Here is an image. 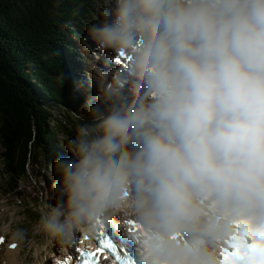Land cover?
<instances>
[{
  "label": "clouds",
  "instance_id": "obj_1",
  "mask_svg": "<svg viewBox=\"0 0 264 264\" xmlns=\"http://www.w3.org/2000/svg\"><path fill=\"white\" fill-rule=\"evenodd\" d=\"M99 16L80 43L131 59L55 134L68 155L53 150L36 229L68 245L119 220L131 264H228L242 232L264 233V0H110Z\"/></svg>",
  "mask_w": 264,
  "mask_h": 264
},
{
  "label": "trees",
  "instance_id": "obj_2",
  "mask_svg": "<svg viewBox=\"0 0 264 264\" xmlns=\"http://www.w3.org/2000/svg\"><path fill=\"white\" fill-rule=\"evenodd\" d=\"M84 5L83 0H0V158L11 187L27 177L28 167L32 172L36 166L41 175L39 158L57 157L55 134H66L77 123L70 109L82 115L76 105L83 97L77 90L72 94L74 75L66 65L73 49L69 24ZM32 131L39 141L37 157L27 146Z\"/></svg>",
  "mask_w": 264,
  "mask_h": 264
},
{
  "label": "rangeland",
  "instance_id": "obj_3",
  "mask_svg": "<svg viewBox=\"0 0 264 264\" xmlns=\"http://www.w3.org/2000/svg\"><path fill=\"white\" fill-rule=\"evenodd\" d=\"M83 1L86 5V9H88V8H92L93 1L95 0H83ZM108 2L109 0H96L95 10H98L99 12L100 9L102 10L103 8L108 7L107 6ZM73 18L75 20V23H74L75 27L79 28L83 26V29L85 30V27L87 26H84V25H87V23L90 22L89 19L93 18V14L91 15L90 13H86L85 9H79L75 13ZM75 27L72 26V28L76 31ZM80 45L82 44L80 43ZM56 114H57V111L54 113V116ZM39 159L41 160L42 166L44 165V171H45L44 176L47 178L49 182H52L50 180V176L48 175L47 169H46V166L49 163L47 162L43 163L42 158H39ZM2 165H3L2 159L0 158V170H1ZM36 168L37 167L34 166L32 172L29 170L30 167H28L27 169V173H30V175L23 181V186L20 189V192L22 196L24 197L31 195L30 193L31 190L35 192V188L37 189V187H39V185L41 184V181L43 183L45 182L44 179H39V176L37 175V172H36L37 170ZM33 172H35L36 175L33 174ZM6 182L8 181L5 179L0 180V220H1V224L3 225L2 229L5 226L10 225L12 228L22 227V228L29 230L30 226L27 225L26 221L21 220V214H20L22 212L21 209L24 208V206L28 205L29 201H25L22 207V205L19 203V199L14 198L15 196H14L13 191L8 190L6 186ZM35 197L36 198L39 197L38 192L35 195ZM36 224L37 222H35V226ZM2 229L0 231L3 232ZM5 250L6 249L4 248L1 251L0 255L1 257H4L5 260L10 261L12 257L11 256L9 257V255H7ZM17 252H19V249H16V252L14 254H16ZM52 252L53 253L58 252V249L56 248L54 243L46 240V238L42 234H40V232L37 230V233H35V238L33 241L26 240L23 244L20 245V252L16 254V256L14 257L15 259L14 262L15 264H24V261L28 262L29 264H39V263L48 264L51 262L52 256L54 255V254H51Z\"/></svg>",
  "mask_w": 264,
  "mask_h": 264
},
{
  "label": "bare ground",
  "instance_id": "obj_4",
  "mask_svg": "<svg viewBox=\"0 0 264 264\" xmlns=\"http://www.w3.org/2000/svg\"><path fill=\"white\" fill-rule=\"evenodd\" d=\"M93 14H94V12H93ZM95 17H96V15L94 14V18ZM97 17L100 18L99 13L97 14ZM88 50H87V52H89L88 54L90 55L89 58H88V60H90V62H88V66L90 67V69L89 68L88 69L86 68L85 77L89 79L90 76H88V75H90L91 73H94V72H98L99 71L98 68H102L105 62L106 63H109V62L105 60V58L103 56L104 54L97 53V52H95L94 49H90L89 51ZM83 51H84V49L82 48V52ZM121 55H122V58H121L122 61L121 62L123 63V65L125 66V69H126L128 67L129 60H128L126 54L121 53ZM97 56H99L100 58L97 59L96 58ZM129 78H132V77H129ZM99 84H100V78L95 73L94 76H93V85H94L95 88L98 89ZM126 92H128V91H126ZM137 93H139V92H137ZM73 98H76V97H73ZM53 143H54V146H58V148H60V149L62 148L61 150L63 151V154L61 153V151H59V149H55L56 147H54V151L58 154V156H66V155H68V153L65 151V148L64 147H62L61 145H57L55 143V141H53ZM42 162L49 163L46 166V169H47L48 175L50 176V180L52 182H49L47 180V178H46V180H45L44 183L41 182V184L39 185L40 186V192H38V195H39L38 198L35 197V195L37 194V192L35 193L33 190L30 191L31 195H28L27 197H24V196H22V197L15 196L14 198H18L19 199L20 204L22 205V207H23V204L25 203V201L34 200L33 201V208H32L33 210L37 209L35 207H36V204H38V202H41L40 203L41 205H42V203L49 202V196H50L49 186L52 185V183H53L54 179H56V177H55V174H54V172L52 170V167H51L52 161L49 160L48 158H46V160H42ZM7 175H8V173H7ZM23 181L24 180H20L21 184H23ZM21 210H22V212L20 213L21 214V220L26 221L29 225L35 224L34 221H32L30 218H28L27 212L23 208ZM114 224L117 225V227H119L120 235H121L122 238H124V236L121 234V230L122 229H121V226H120L119 222L116 221V222H114ZM106 227H108V229L112 231V233L114 234V236L116 237V239L119 241V245H120V242L121 241L119 239V236L117 234L116 229L112 226V224L109 225V226H106ZM101 231H104V229H102ZM82 239H83V236L81 237V239L79 238V236L75 239V240H77V242H76L77 245L81 243V240ZM57 245H59V244H57ZM72 247H73V254L71 255V258L74 259L76 257V255H77V249H76V246L75 245L72 246ZM122 248H125V246H122ZM16 249H19V252H20V246L19 247H16L14 250H11V251L10 250H6L7 252H11V257H12L11 260H13L12 262L14 264H15L14 257L16 256V254L19 253V252H17L16 254H14L16 252ZM0 253H1V251H0ZM53 261L54 260L52 259L51 262L53 263ZM1 262H2V257H0V263ZM2 263L3 264H12V263H9V262H6V263L5 262H2ZM24 264H29V263L26 262V261H24ZM39 264H41V263H39Z\"/></svg>",
  "mask_w": 264,
  "mask_h": 264
},
{
  "label": "snow or ice",
  "instance_id": "obj_5",
  "mask_svg": "<svg viewBox=\"0 0 264 264\" xmlns=\"http://www.w3.org/2000/svg\"><path fill=\"white\" fill-rule=\"evenodd\" d=\"M101 235L107 234L101 233ZM99 243L101 248L97 250V253H81V260L78 261V264H98L95 257L103 249L112 250L115 258L118 261L120 260V256L116 254V248L110 235L107 236V239H101ZM226 260L228 264H264V233L257 235L250 230L242 232L233 243L231 251L226 254ZM57 264H71V258L58 261ZM124 264H131V262L124 261Z\"/></svg>",
  "mask_w": 264,
  "mask_h": 264
},
{
  "label": "water",
  "instance_id": "obj_6",
  "mask_svg": "<svg viewBox=\"0 0 264 264\" xmlns=\"http://www.w3.org/2000/svg\"><path fill=\"white\" fill-rule=\"evenodd\" d=\"M75 128V125L72 126V127H68L66 128L67 132L66 134H63V133H57L58 134V137L59 138H70L71 135H69V132H71V129H74ZM73 132H71L72 134ZM31 139L30 140H27V146H29V148L32 150L33 154L35 155V157L38 156L39 154V149H38V139L36 138L35 136V133L32 131V134H31Z\"/></svg>",
  "mask_w": 264,
  "mask_h": 264
}]
</instances>
